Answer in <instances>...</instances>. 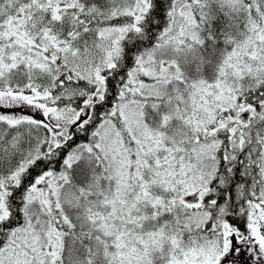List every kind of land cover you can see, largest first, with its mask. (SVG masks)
<instances>
[{
	"label": "snow or ice",
	"instance_id": "6c2138e0",
	"mask_svg": "<svg viewBox=\"0 0 264 264\" xmlns=\"http://www.w3.org/2000/svg\"><path fill=\"white\" fill-rule=\"evenodd\" d=\"M0 264H264V0H0Z\"/></svg>",
	"mask_w": 264,
	"mask_h": 264
}]
</instances>
